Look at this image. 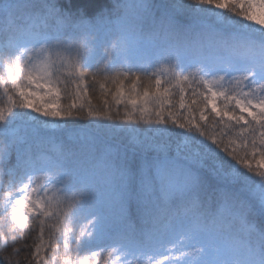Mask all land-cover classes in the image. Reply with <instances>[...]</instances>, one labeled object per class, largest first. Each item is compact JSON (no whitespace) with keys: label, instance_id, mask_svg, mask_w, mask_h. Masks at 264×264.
<instances>
[{"label":"snow or ice","instance_id":"obj_1","mask_svg":"<svg viewBox=\"0 0 264 264\" xmlns=\"http://www.w3.org/2000/svg\"><path fill=\"white\" fill-rule=\"evenodd\" d=\"M63 4L0 0V264H264V0Z\"/></svg>","mask_w":264,"mask_h":264},{"label":"trees","instance_id":"obj_2","mask_svg":"<svg viewBox=\"0 0 264 264\" xmlns=\"http://www.w3.org/2000/svg\"><path fill=\"white\" fill-rule=\"evenodd\" d=\"M62 6H65L63 3H71L73 5V10L76 8L83 6L85 4L88 5L87 9V15L91 18L95 16L99 11L103 10V8L110 3V0H61ZM67 10V8H66ZM111 37L105 36L102 33L97 34L95 38V48H94V54H93V63L92 67L96 66V63H102L105 59L104 56V48L108 47L110 45ZM147 50L143 47L139 49H132L128 53V60L130 63L135 64L137 61V58L144 54ZM87 66V65H86ZM31 244H32V238L31 236L27 237L23 241H18V245L21 246V264H24L23 257L30 253L31 251ZM24 245H28V247H23Z\"/></svg>","mask_w":264,"mask_h":264}]
</instances>
